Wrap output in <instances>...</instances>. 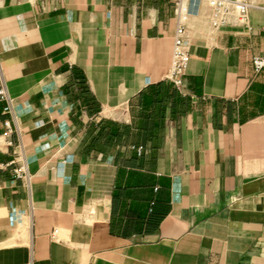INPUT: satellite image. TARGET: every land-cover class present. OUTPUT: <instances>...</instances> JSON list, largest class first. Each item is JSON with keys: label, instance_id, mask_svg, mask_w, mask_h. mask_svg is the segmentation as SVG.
<instances>
[{"label": "crops", "instance_id": "0c3cea01", "mask_svg": "<svg viewBox=\"0 0 264 264\" xmlns=\"http://www.w3.org/2000/svg\"><path fill=\"white\" fill-rule=\"evenodd\" d=\"M187 1L178 88L174 0H0V264H264V0Z\"/></svg>", "mask_w": 264, "mask_h": 264}, {"label": "built area", "instance_id": "2783aa9c", "mask_svg": "<svg viewBox=\"0 0 264 264\" xmlns=\"http://www.w3.org/2000/svg\"><path fill=\"white\" fill-rule=\"evenodd\" d=\"M257 0H208L210 6L209 22L214 29H220L228 25L231 17H235L245 27L250 28L248 20V10L255 5ZM174 14L176 19L175 33L173 36V48L170 67L166 78L178 88L184 87V77L190 63V53L186 42V24L189 17L188 1L174 0ZM252 64L256 71L264 69V51L252 57ZM7 99L8 105L5 111H12L11 100L4 86H0V100ZM5 126L4 136H8L12 131L10 119L2 121ZM12 144L11 140H8ZM141 148V147H140ZM18 161V162H17ZM17 162L12 168L15 178L27 179L29 177L27 164L24 158L21 162L14 158L9 162H0V168H6L10 164ZM57 229L53 230V236H57Z\"/></svg>", "mask_w": 264, "mask_h": 264}]
</instances>
